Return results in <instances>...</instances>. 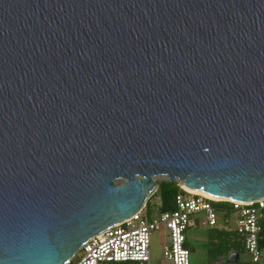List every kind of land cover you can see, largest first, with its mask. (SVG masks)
I'll return each mask as SVG.
<instances>
[{"label": "water", "instance_id": "obj_1", "mask_svg": "<svg viewBox=\"0 0 264 264\" xmlns=\"http://www.w3.org/2000/svg\"><path fill=\"white\" fill-rule=\"evenodd\" d=\"M158 177L264 199V0H0V264H68Z\"/></svg>", "mask_w": 264, "mask_h": 264}, {"label": "built area", "instance_id": "obj_2", "mask_svg": "<svg viewBox=\"0 0 264 264\" xmlns=\"http://www.w3.org/2000/svg\"><path fill=\"white\" fill-rule=\"evenodd\" d=\"M182 192L176 197L177 208L160 212L157 204H149L130 219L112 226L89 239L68 264H150L151 237L160 229L170 233L159 264H190V250L186 232L197 225L217 227L218 215L207 196L188 192L182 182L176 181ZM230 203L236 217V233L242 238L248 259L244 264H264V199L253 203ZM149 207L158 215L152 216ZM154 208V210H155ZM225 212V211H224Z\"/></svg>", "mask_w": 264, "mask_h": 264}, {"label": "rangeland", "instance_id": "obj_3", "mask_svg": "<svg viewBox=\"0 0 264 264\" xmlns=\"http://www.w3.org/2000/svg\"><path fill=\"white\" fill-rule=\"evenodd\" d=\"M162 181H168L166 177L156 178V182L159 184ZM119 182L118 184H120ZM158 193V192H157ZM157 197L150 199V204H157ZM155 208V207H154ZM153 207H149L148 211L152 216L158 215V210ZM227 212L217 211L218 225L211 228L209 226H200L202 217H199L197 225L190 227L186 232L187 246L190 250V264H210L211 259L208 255V248L213 243L217 242L218 231H236V215L230 214L226 217ZM170 233L164 229H160L152 234L151 237V263L159 264L163 259L164 247L169 243ZM248 257L246 254H241L239 264H244Z\"/></svg>", "mask_w": 264, "mask_h": 264}, {"label": "trees", "instance_id": "obj_4", "mask_svg": "<svg viewBox=\"0 0 264 264\" xmlns=\"http://www.w3.org/2000/svg\"><path fill=\"white\" fill-rule=\"evenodd\" d=\"M181 192L182 190L176 182H160L158 193L154 195V197L159 199V211H175L177 208L176 197ZM149 202L147 206H149ZM213 206L217 211L227 212L226 217H229L230 214L234 213L230 203H213ZM261 246L264 248V241L261 243ZM231 253H238L239 256H241L243 253L245 254L242 238L236 232L218 231L217 242L213 243L208 248V255L211 259L210 264H227L222 263L221 261L228 257ZM237 264H239V262Z\"/></svg>", "mask_w": 264, "mask_h": 264}, {"label": "bare ground", "instance_id": "obj_5", "mask_svg": "<svg viewBox=\"0 0 264 264\" xmlns=\"http://www.w3.org/2000/svg\"><path fill=\"white\" fill-rule=\"evenodd\" d=\"M187 191L190 192V193H193V194H198V195L207 196V197H209V198H211V199H213V200H215V201H224V200L219 199V198H216V197H211V196H209V195H207V194H205V193H202V192H200V191H195V190H187Z\"/></svg>", "mask_w": 264, "mask_h": 264}]
</instances>
